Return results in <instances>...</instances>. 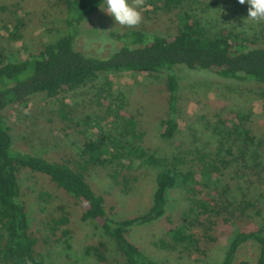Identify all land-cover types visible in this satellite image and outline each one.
<instances>
[{"label": "rangeland", "instance_id": "374dc122", "mask_svg": "<svg viewBox=\"0 0 264 264\" xmlns=\"http://www.w3.org/2000/svg\"><path fill=\"white\" fill-rule=\"evenodd\" d=\"M101 4L102 1L85 14L75 40V48L91 56L110 55L123 44L116 34L131 29L148 34L174 33L180 26L182 10L199 17L210 33L234 29L252 39L257 35L254 42L264 45V20L247 18L249 5L237 0H186L181 9L172 10L165 8L164 0H143L138 9L142 22L132 28L114 23L100 10ZM66 18V10L58 0H0V50L9 60L27 59L30 53L67 33ZM175 72L179 90L172 112L163 74L109 72L56 98L41 95L28 105L9 106L2 116L12 128L14 149L51 159L77 160L84 141L94 139L99 125L103 126L95 120L105 103L111 97L121 99L135 115L145 147L156 158L172 161L177 156L180 170H191L198 176L205 162L220 167L213 173L218 180L216 187L210 185L201 194L210 200L214 212L203 216L212 224L206 223L209 230L203 225L198 231V249L173 250L158 245L160 239H167V229L177 224L190 206L182 187L169 191L163 217L133 225L129 239L148 257L166 264H220L233 235L264 225V145L258 146L262 165L257 167L252 158L257 146L245 145L242 137L229 133L234 132L230 125L240 116L254 137H262L264 87L251 80L214 78L183 66L175 68ZM108 95L112 96L108 99ZM166 112L172 113L178 123V131L170 140L160 136ZM220 146L223 149L217 156ZM111 167L95 166L88 173L94 188L106 193L111 217L122 219L145 211L151 203L160 165L136 160L129 170L123 168L116 180L109 174L113 173ZM20 184L30 227L46 264H119L110 261L112 249L106 253L105 262L90 249L108 239L96 224L80 219L82 207L77 199L58 189L44 174L29 170L21 173ZM62 216L68 218L67 224L56 225L53 220ZM256 253V245L250 242L240 250L235 264H256Z\"/></svg>", "mask_w": 264, "mask_h": 264}, {"label": "trees", "instance_id": "16d2710c", "mask_svg": "<svg viewBox=\"0 0 264 264\" xmlns=\"http://www.w3.org/2000/svg\"><path fill=\"white\" fill-rule=\"evenodd\" d=\"M101 1L58 0L67 13V33L30 53L27 59L9 60L0 50V264H46L38 251V239L31 230L23 200L20 177L24 170L44 174L58 189L78 200L82 207L80 219L96 224L107 236V243L90 248L101 262L106 261V253L112 249L110 261L119 264H166L148 257L129 239V233L133 225L147 224L165 215L169 191L173 188L185 190L190 206L180 221L167 229V239L159 240L160 248L196 250L198 231L206 223L212 224L203 216L212 214L214 206L201 194L210 185L216 187L218 180L213 173L220 167L205 162L198 176L194 171L180 170L177 156H173L172 161L156 158L148 152L150 148L145 147L135 115L119 98L111 97V101L105 103L103 112L95 120L103 126L99 125L94 139L84 141L77 160L51 159L13 148L12 128L2 116L3 110L9 106L28 105L41 95L56 98L85 86L102 73L163 74L171 112L176 109L178 99L177 67L208 73L218 79L251 80L264 87V45L254 42L257 35L252 39L245 32L227 28L210 33L199 17L186 10L181 11L180 26L172 34H148L139 29L116 34L123 44L107 57L91 56L76 49L75 40L82 19ZM184 1L164 0L163 5L168 10L181 9ZM145 2L153 3L154 0ZM261 95L264 99V91ZM60 115L64 117L65 114ZM237 118L230 125L234 132L229 133L242 137L245 145L257 146L252 158L259 167L262 160L258 146L264 145V133L262 137H254L240 116ZM161 127L163 139L170 140L176 135L178 123L172 113L166 112ZM222 149V146L218 148L217 156ZM136 160L160 165L154 178L151 203L138 215L112 218L106 205V193L96 190L88 179L90 168L112 166L113 173L109 174L116 180L119 172L123 168L129 170ZM220 162L227 163L225 159ZM53 221L56 225H64L68 218L62 216ZM206 226L209 230L210 226ZM250 242L256 245V264H264V225L233 235L220 264H235L240 250Z\"/></svg>", "mask_w": 264, "mask_h": 264}, {"label": "clouds", "instance_id": "9594fccd", "mask_svg": "<svg viewBox=\"0 0 264 264\" xmlns=\"http://www.w3.org/2000/svg\"><path fill=\"white\" fill-rule=\"evenodd\" d=\"M247 3L248 16L252 20H264V0H237ZM143 0H102L100 10L112 18L114 23L125 27H135L142 22V14L138 10Z\"/></svg>", "mask_w": 264, "mask_h": 264}]
</instances>
